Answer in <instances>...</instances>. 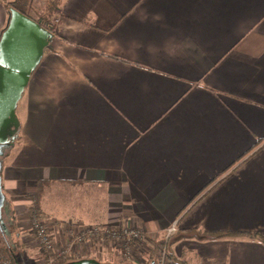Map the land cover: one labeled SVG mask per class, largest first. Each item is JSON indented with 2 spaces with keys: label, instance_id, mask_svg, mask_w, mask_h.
Listing matches in <instances>:
<instances>
[{
  "label": "crops",
  "instance_id": "obj_1",
  "mask_svg": "<svg viewBox=\"0 0 264 264\" xmlns=\"http://www.w3.org/2000/svg\"><path fill=\"white\" fill-rule=\"evenodd\" d=\"M27 14L52 36L0 156L27 262L45 259L35 210L57 242L65 223L139 229L129 264L171 226V264H264L243 236L264 239V0H29ZM226 232L241 236L206 239ZM86 247L123 262L104 235Z\"/></svg>",
  "mask_w": 264,
  "mask_h": 264
},
{
  "label": "water",
  "instance_id": "obj_2",
  "mask_svg": "<svg viewBox=\"0 0 264 264\" xmlns=\"http://www.w3.org/2000/svg\"><path fill=\"white\" fill-rule=\"evenodd\" d=\"M51 36L39 22L13 8L9 9L7 26L0 35V156L2 149L14 141L18 129L15 115L17 102ZM3 200L0 185V210ZM63 264L103 263L81 258Z\"/></svg>",
  "mask_w": 264,
  "mask_h": 264
},
{
  "label": "built area",
  "instance_id": "obj_3",
  "mask_svg": "<svg viewBox=\"0 0 264 264\" xmlns=\"http://www.w3.org/2000/svg\"><path fill=\"white\" fill-rule=\"evenodd\" d=\"M29 218L32 219L29 230L34 233L38 247L45 256L44 264H57L58 259L62 257L77 258L80 247H83L88 241L99 242L102 235L108 238L118 249H122L123 260H128L133 254L131 251L133 242L144 240L143 234L136 228L113 229L83 226L79 223H65L62 224L60 230L63 233L61 234L62 239L57 242L53 238L51 230L57 229L59 227L58 223H54L51 227L49 222L40 218L35 210L30 211ZM174 232L175 226L168 228L163 235V241L166 242ZM150 264L171 263L164 250L160 249L155 253Z\"/></svg>",
  "mask_w": 264,
  "mask_h": 264
},
{
  "label": "trees",
  "instance_id": "obj_4",
  "mask_svg": "<svg viewBox=\"0 0 264 264\" xmlns=\"http://www.w3.org/2000/svg\"><path fill=\"white\" fill-rule=\"evenodd\" d=\"M28 6L29 0H13L11 3V8L15 9L19 13L28 16ZM29 17V16H28ZM39 25L44 29H49V25L47 22H40ZM17 134L15 135L14 140L16 139ZM262 140H258L247 152L242 154L235 162H239L242 158H244L249 152H251L255 147L260 144ZM13 142L9 145L4 147V150L12 148ZM20 227H18L17 220L13 214L12 209L10 208L9 204L3 200V204L0 210V264H26V252L21 248V241H19L20 236ZM30 233L32 231L30 230ZM14 236V239H13ZM206 239L211 238H220V237H239L241 233H214L206 235ZM246 236L248 239L254 240H263L256 234H247L243 235ZM167 243L162 241H157L154 244L152 252L155 253L160 249H163L167 257L170 259V255L166 251ZM41 251V250H40ZM42 252V251H41ZM154 257V256H153ZM81 258L73 259L70 257H62L57 264H63L71 261H76ZM171 260V259H170ZM174 262L172 261V264ZM28 264H32L31 261H28ZM146 264H150L147 262Z\"/></svg>",
  "mask_w": 264,
  "mask_h": 264
},
{
  "label": "rangeland",
  "instance_id": "obj_5",
  "mask_svg": "<svg viewBox=\"0 0 264 264\" xmlns=\"http://www.w3.org/2000/svg\"><path fill=\"white\" fill-rule=\"evenodd\" d=\"M48 25H49V28L51 27V25L49 24V23H47ZM9 206H10V204H9ZM10 208H11V206H10ZM13 211V210H12ZM13 214H14V212H13ZM29 214H30V212H29ZM14 216H15V214H14ZM15 218H16V216H15ZM31 221H32V219H30L29 218V216H28V221H27V223L28 224H26L27 226H26V230H28L30 227H31ZM17 224H18V227H20V225H19V223H18V221H17ZM21 229H22V227H21ZM30 231V230H29ZM32 234H33V237H32V239H33V242H34V244H33V246H34V248L36 249V250H38V251H40V249H39V247H38V244H37V241L35 240V237H34V233L32 232ZM164 235V234H163ZM20 236H21V234H20ZM13 239H14V236H13ZM146 239H148V237L146 236ZM163 239V238H162ZM19 241H21V242H23L24 243V241H23V239H22V236L21 237H19ZM148 241V240H147ZM155 243H157V242H153L152 243V245H151V243H150V245L153 247L154 246V244ZM133 244H134V242H133ZM150 245H149V248H150ZM149 248H147V249H149ZM80 249V252H81V254H82V252H83V254H85V256L83 257V258H87V257H89V256H91V255H87L88 254V252H91L92 250L90 249V247H86V244L83 246V247H80L79 248ZM134 249H135V247H134ZM120 251H119V258H121L120 260H122L123 262L121 263V264H129V262L132 260V259H136V260H141V261H143V257H144V255L143 256H141L142 254L141 253H143V252H145L146 251V249H143L142 248V250H139V251H134L133 252V247H131V251H132V255H131V257H130V259H128V260H123V258L124 257H122V252H123V250L122 249H119ZM150 250H148L147 252H149ZM80 252L78 253V256H80L79 254H80ZM38 253V252H37ZM40 253H41V257L42 258H45V256L43 255V253L40 251ZM26 254H28V253H26ZM39 254V253H38ZM82 254V255H83ZM90 254V253H89ZM110 256H108V255H106L105 256V259L103 260L102 258L100 259V260H102L104 263H107L108 264V262H110V260H111V254L110 253H108ZM34 255H35V253H34ZM149 254H147V256H148ZM77 256V258H80V257H78ZM76 258V259H77ZM148 258V257H147ZM108 259V260H107ZM127 261V262H126ZM44 263V262H43ZM42 263V264H43ZM58 263V262H57ZM26 264H28V262H26Z\"/></svg>",
  "mask_w": 264,
  "mask_h": 264
}]
</instances>
